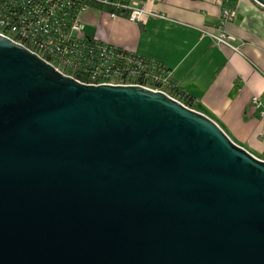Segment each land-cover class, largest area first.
<instances>
[{
    "label": "water",
    "instance_id": "obj_1",
    "mask_svg": "<svg viewBox=\"0 0 264 264\" xmlns=\"http://www.w3.org/2000/svg\"><path fill=\"white\" fill-rule=\"evenodd\" d=\"M0 264H264V160L162 91L0 35Z\"/></svg>",
    "mask_w": 264,
    "mask_h": 264
},
{
    "label": "crops",
    "instance_id": "obj_2",
    "mask_svg": "<svg viewBox=\"0 0 264 264\" xmlns=\"http://www.w3.org/2000/svg\"><path fill=\"white\" fill-rule=\"evenodd\" d=\"M145 6L150 12L141 21L90 7L80 15L82 32L162 63L192 109L264 160V118L250 104L257 96L264 105V8L253 0H148ZM227 6L235 15L221 26L238 51L202 32L221 23Z\"/></svg>",
    "mask_w": 264,
    "mask_h": 264
},
{
    "label": "built area",
    "instance_id": "obj_3",
    "mask_svg": "<svg viewBox=\"0 0 264 264\" xmlns=\"http://www.w3.org/2000/svg\"><path fill=\"white\" fill-rule=\"evenodd\" d=\"M147 1L114 0L113 4L127 11L124 17L141 21L150 12L145 6ZM88 8L82 0H0V35L22 45L64 75L85 77L87 81L83 82L72 76L82 83L141 85L168 94L163 87L170 78L169 71L160 69L156 61L100 40L91 42L83 34L80 15ZM234 15L232 6L223 7L221 23L202 32L217 45L238 51V46L232 44L234 37L221 26ZM250 104L264 118V105L257 96L251 97Z\"/></svg>",
    "mask_w": 264,
    "mask_h": 264
},
{
    "label": "trees",
    "instance_id": "obj_4",
    "mask_svg": "<svg viewBox=\"0 0 264 264\" xmlns=\"http://www.w3.org/2000/svg\"><path fill=\"white\" fill-rule=\"evenodd\" d=\"M109 1L107 3H102V2H99L97 0H82V4L87 5L89 7H93V8H97V9L106 11L107 13L108 12H115V13H117L118 15H120L122 17L127 15V11L125 9L116 7L113 4L114 0H109ZM89 40L91 42L94 41V43H97V41H99L98 39H96L93 36H89ZM118 48H120V47H118ZM120 49H122V48H120ZM123 50H125V49H123ZM125 51H127V50H125ZM145 58H148V57H145ZM148 59H151V58H148ZM151 60L156 61L157 64L160 66V69H162L164 72H168L169 71V69L167 67H165L159 61H157L155 59H151ZM71 76H73L74 78H76V79H78L80 81H83V82L87 81V79L85 77H83V76H81L79 74H71ZM163 88L170 96L178 99L179 101H181L184 105L188 106L189 108H193V104H192L191 100L188 97L180 96L178 94V92H177V90L175 88V85L172 83L170 78H168L167 84Z\"/></svg>",
    "mask_w": 264,
    "mask_h": 264
}]
</instances>
